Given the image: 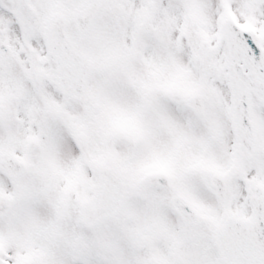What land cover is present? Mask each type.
<instances>
[{
	"label": "snow or ice",
	"instance_id": "obj_1",
	"mask_svg": "<svg viewBox=\"0 0 264 264\" xmlns=\"http://www.w3.org/2000/svg\"><path fill=\"white\" fill-rule=\"evenodd\" d=\"M0 264H264V0H0Z\"/></svg>",
	"mask_w": 264,
	"mask_h": 264
}]
</instances>
